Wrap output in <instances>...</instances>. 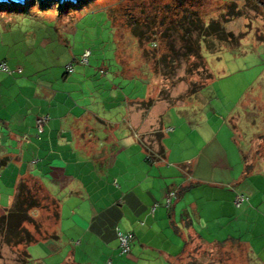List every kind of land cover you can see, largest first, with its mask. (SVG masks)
Instances as JSON below:
<instances>
[{
	"label": "crops",
	"instance_id": "crops-1",
	"mask_svg": "<svg viewBox=\"0 0 264 264\" xmlns=\"http://www.w3.org/2000/svg\"><path fill=\"white\" fill-rule=\"evenodd\" d=\"M72 32L56 28L41 49L58 55L68 48L73 62L87 48L75 52L66 36ZM117 53L116 67L120 64L125 72L129 63H119ZM2 60L23 72L0 77V213L30 184L56 201L60 213L55 235L29 245L30 258L23 264H197L187 260L194 240L217 249L219 244L233 250L242 246L252 261L264 264V214L254 207L256 201L264 205V176L255 175L258 181L244 175L246 163L243 169L234 146L220 138L224 124L213 132L204 119L194 127L186 123L188 135L200 133L201 146L176 161L179 168L166 166L163 172L154 166L172 163L148 160V139L160 130L161 119L159 92L150 88L152 83L144 94H124L120 100V86L103 76L109 68L92 67L91 61H74L70 74L67 63L62 81L50 83L29 58L24 64L13 61L17 56ZM132 64L140 70L132 77H142L143 64ZM151 99L153 104L145 107ZM114 101V108L109 105L107 110L105 102ZM44 114L50 120L39 134L36 118ZM166 150L168 159L173 148ZM163 177L182 180L169 186ZM181 189L167 207L169 192ZM238 194L246 197L240 206L235 204ZM118 228L134 234L128 255L121 252Z\"/></svg>",
	"mask_w": 264,
	"mask_h": 264
},
{
	"label": "rangeland",
	"instance_id": "rangeland-1",
	"mask_svg": "<svg viewBox=\"0 0 264 264\" xmlns=\"http://www.w3.org/2000/svg\"><path fill=\"white\" fill-rule=\"evenodd\" d=\"M48 2L47 6L55 13H48L39 0L0 4V60L5 56H17V60L13 61L24 64L23 60L29 58L35 64L34 68L39 65L35 71L42 69V76L46 75L45 79L50 83L55 79L62 81L65 65L72 61L73 54H70L71 50L68 52V48L58 55L47 52L41 49L42 41L56 32V28L74 30L65 35L70 36L75 52L79 54L87 48L92 52V67L109 68V75L103 76L120 86V100L124 94H144L150 83L152 90L158 88L159 129L165 134V147L168 150L173 148L176 158L165 157L163 159L172 164L163 163L155 168L161 167L164 172L168 166L170 170H175L179 168L176 161L184 154L191 155L201 146L200 133L197 131L188 135L186 125L189 123L190 126L191 122L194 127L201 118L212 126L213 132L214 128L224 124L220 138L225 144L234 146L243 169L244 163L247 164L244 175L262 181L255 175L264 176V0H87L85 8L71 7L67 11H61L59 1ZM188 15L193 19L203 18L204 21L214 18L225 20L226 31L203 43V64L196 56L190 55L182 39L190 25ZM168 30L171 36L164 37ZM228 32H233L234 36H229ZM196 34L195 31L191 36ZM116 49L119 63L126 60L129 63L125 72L120 64L116 67L113 59ZM41 59L42 62H38ZM138 62L145 68L141 70L143 76L139 75L141 79L132 77L133 73L140 72L135 69L136 64H132ZM7 64L10 66V61ZM119 70L122 73L115 76L114 73ZM3 74L7 73L1 72L0 77ZM105 103V108L109 105L114 108L116 101ZM169 127L177 129L176 134L170 133L167 130ZM151 139H148L150 144ZM229 153L232 158V152ZM154 159L156 162L163 161L158 154ZM249 165L252 168L249 169ZM163 178L161 181L169 186L182 180L179 177ZM26 189L40 202V207L31 210L36 222L26 223V227L36 236L55 233L58 208L34 185L30 184ZM181 204L183 201L179 203V209ZM254 207L264 214V205L256 201ZM162 209L165 210L164 207ZM207 249L212 251L207 253ZM14 251L2 245L0 264H12ZM188 254L187 260L190 262L191 258L197 264H257L251 260L246 248L203 247L196 240Z\"/></svg>",
	"mask_w": 264,
	"mask_h": 264
},
{
	"label": "trees",
	"instance_id": "trees-1",
	"mask_svg": "<svg viewBox=\"0 0 264 264\" xmlns=\"http://www.w3.org/2000/svg\"><path fill=\"white\" fill-rule=\"evenodd\" d=\"M39 1L42 2V0ZM52 1H57V0H52ZM86 1L87 0H77L75 2H65L64 6L60 4L61 5L60 9L61 11H67L70 10L69 8L72 7L73 9L81 10L85 8L84 3ZM48 3H49L48 1H44L42 3V6L45 8V10L48 13H55L56 11H53L54 10L53 8L51 10V8L47 6ZM190 15L187 16L190 25L186 30V33L182 35V39L186 42L185 45H187L186 48H189L190 55L192 54L193 56H196V58L200 60L199 63L203 64V61L205 59L202 52L203 43L209 40L211 41V39L214 36H216L219 32H222L223 30L226 31L225 20L223 18H219V19L214 18L210 21H204L203 18L200 17H198L197 19H193L191 18ZM169 30L167 31V33L165 32L166 34L164 35V37H167L168 35L171 36V34H169ZM195 31L197 32L196 36H191L192 33H194ZM233 34H234L233 32H228L229 36L233 37L234 36ZM140 39L143 40L142 37ZM238 39L239 37L237 38V41ZM153 102H154L153 99L145 102V107H150V105H152ZM163 137H165V135L161 130L154 132L153 138L151 139V146L149 149H147L150 150L148 155L149 161H152L156 154H158L159 158L162 159L167 156L166 155L167 150L163 143ZM155 144H157V147L155 146ZM250 168L252 167L249 165V169ZM245 172H246V167H245ZM182 192H184V190L182 189L180 190V192H175V196L180 195ZM29 193H30L29 190H27L26 186L23 185V187L18 190L14 204L11 206V208L6 209L4 212L0 213V237H1L0 248L2 247V245H7L12 249H15L14 251L15 258L12 264L28 261L30 255L27 252V247L29 245H31L32 243H36L41 239H45L55 235V233L53 234L43 233L39 236H36L35 233L31 232L26 227L25 225L26 223L36 222L34 216H32L31 214V210H33L36 207H40V202L38 201V199L35 198L34 195H31ZM51 203L52 204L54 203V205L57 208H59V204L56 201L52 200ZM59 215L60 213L58 211L57 212L58 220H59ZM191 238L193 239V237ZM189 241L187 240V243H190ZM224 245L225 244H219V248L223 247ZM19 246L24 247V249L22 250L17 249ZM238 248L242 249L244 247L238 245ZM211 251L212 250L207 249V253Z\"/></svg>",
	"mask_w": 264,
	"mask_h": 264
},
{
	"label": "built area",
	"instance_id": "built-area-1",
	"mask_svg": "<svg viewBox=\"0 0 264 264\" xmlns=\"http://www.w3.org/2000/svg\"><path fill=\"white\" fill-rule=\"evenodd\" d=\"M91 54H92L91 50L86 49L83 52V54L78 59L75 58L74 61H80L83 64H88L90 61ZM73 62L67 64L66 73L70 74L75 71ZM1 72L7 73L9 75H14V73H22L23 69L18 68L16 70H12L7 64V62L3 61L0 63V73ZM49 120H50V117L47 114L39 115L36 118V128L39 134H41L44 131L45 126L49 122ZM173 197H175V192L174 191L169 192L167 199H166L167 207H169L172 204ZM245 198L246 197L243 194H238L235 200V204L237 206H240L242 202L245 200ZM117 233H118V240H119V246H120L121 252L127 255L130 254L131 253V243L134 238V234L131 232H126V233L122 232L120 231L119 228L117 229Z\"/></svg>",
	"mask_w": 264,
	"mask_h": 264
},
{
	"label": "water",
	"instance_id": "water-1",
	"mask_svg": "<svg viewBox=\"0 0 264 264\" xmlns=\"http://www.w3.org/2000/svg\"><path fill=\"white\" fill-rule=\"evenodd\" d=\"M26 0H0V3H24ZM44 1H49V0H42V3ZM59 1L58 3L62 4L63 2H75L77 0H57Z\"/></svg>",
	"mask_w": 264,
	"mask_h": 264
}]
</instances>
